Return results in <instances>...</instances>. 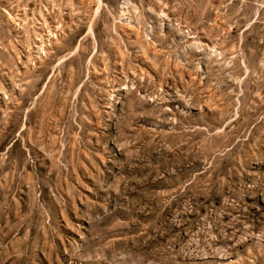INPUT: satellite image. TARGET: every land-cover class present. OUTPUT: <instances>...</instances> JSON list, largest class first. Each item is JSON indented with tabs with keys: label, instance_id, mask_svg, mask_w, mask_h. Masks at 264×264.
<instances>
[{
	"label": "rangeland",
	"instance_id": "374dc122",
	"mask_svg": "<svg viewBox=\"0 0 264 264\" xmlns=\"http://www.w3.org/2000/svg\"><path fill=\"white\" fill-rule=\"evenodd\" d=\"M0 264H264V0H0Z\"/></svg>",
	"mask_w": 264,
	"mask_h": 264
}]
</instances>
